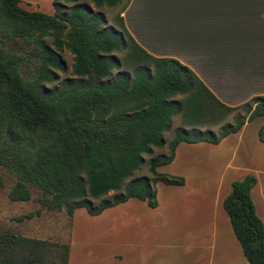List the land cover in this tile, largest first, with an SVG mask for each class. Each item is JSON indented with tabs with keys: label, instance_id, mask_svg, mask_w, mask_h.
<instances>
[{
	"label": "trees",
	"instance_id": "16d2710c",
	"mask_svg": "<svg viewBox=\"0 0 264 264\" xmlns=\"http://www.w3.org/2000/svg\"><path fill=\"white\" fill-rule=\"evenodd\" d=\"M53 0V14L27 11L19 0H0V166L9 174L11 201L44 195L46 210L76 208L95 215L130 198L156 205L154 183L183 179L157 171L180 142L215 144L245 121L264 117V97L229 106L185 65L142 49L126 30L121 8L108 24L94 11L121 0ZM72 57L71 76L59 79L60 53ZM120 53L116 56L115 53ZM179 97L177 98L176 96ZM253 104L250 109V105ZM244 108L217 132L216 124ZM179 114L166 151L150 158V176L131 177L144 155L163 145L171 116ZM258 140L264 144L262 131ZM252 174L229 183L222 198L231 231L248 264H264V222L254 212ZM111 192V194H109ZM68 242H47L0 230V264H67Z\"/></svg>",
	"mask_w": 264,
	"mask_h": 264
},
{
	"label": "rangeland",
	"instance_id": "374dc122",
	"mask_svg": "<svg viewBox=\"0 0 264 264\" xmlns=\"http://www.w3.org/2000/svg\"><path fill=\"white\" fill-rule=\"evenodd\" d=\"M52 1L19 0L18 4L27 11L53 14ZM78 2L93 7L90 0ZM123 2L121 0L114 7L101 5L93 10L101 12L107 23L112 24L113 16ZM60 56L63 70H54L55 74L59 79L70 77L72 57L66 50ZM236 114L246 117L247 112L244 108H237L216 124L203 125L200 129L209 128L217 132L223 124L232 123ZM263 123L264 117H256L247 122L240 136L228 134L218 144L182 142L176 160L168 166L157 167V171L178 175L184 185L154 183L156 208L148 206L145 201L130 198L95 215L80 207L69 216L63 209L46 210L42 207L38 200L44 195L32 186L28 188V200L11 201L7 198V191L13 179L0 166V230L47 242H68L69 264H137L141 257L153 258L154 264H177L186 243L211 237L224 239L226 230L240 249L221 206L224 196L220 199L219 196L225 188V194L229 191L228 181L237 180L244 170L243 174L257 176L258 183L253 186L252 197L256 209L264 208V175L255 173L258 171L252 167L264 155V145L257 139V128ZM180 125L178 113L170 117L163 132V145L153 147L150 154L144 155L140 169L131 177L150 176V158L166 151L173 130ZM216 177L220 179L218 182ZM194 217L200 221L195 222Z\"/></svg>",
	"mask_w": 264,
	"mask_h": 264
},
{
	"label": "crops",
	"instance_id": "0c3cea01",
	"mask_svg": "<svg viewBox=\"0 0 264 264\" xmlns=\"http://www.w3.org/2000/svg\"><path fill=\"white\" fill-rule=\"evenodd\" d=\"M120 15L142 49L188 67L220 102L235 106L254 96L264 97V0H129ZM247 122L232 134L240 136ZM181 143L164 166L176 160ZM257 162L252 165L255 173L264 175V155ZM253 186L254 212L264 222V208L259 211L253 201ZM225 192L226 188L219 199ZM223 238L186 243L177 264H248L227 230ZM137 264H154L153 258L141 257Z\"/></svg>",
	"mask_w": 264,
	"mask_h": 264
}]
</instances>
